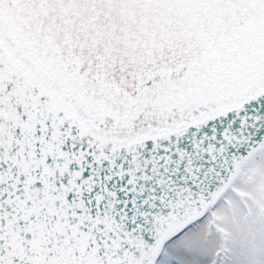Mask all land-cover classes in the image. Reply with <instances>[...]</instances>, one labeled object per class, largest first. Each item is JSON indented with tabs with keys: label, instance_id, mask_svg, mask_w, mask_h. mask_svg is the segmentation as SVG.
<instances>
[{
	"label": "snow or ice",
	"instance_id": "1",
	"mask_svg": "<svg viewBox=\"0 0 264 264\" xmlns=\"http://www.w3.org/2000/svg\"><path fill=\"white\" fill-rule=\"evenodd\" d=\"M0 264H264V0H0Z\"/></svg>",
	"mask_w": 264,
	"mask_h": 264
}]
</instances>
